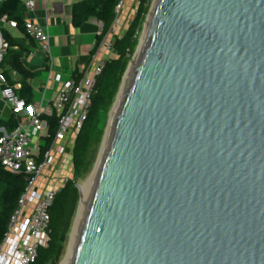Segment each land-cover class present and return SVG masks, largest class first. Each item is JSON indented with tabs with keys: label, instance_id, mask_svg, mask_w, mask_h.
Listing matches in <instances>:
<instances>
[{
	"label": "water",
	"instance_id": "obj_1",
	"mask_svg": "<svg viewBox=\"0 0 264 264\" xmlns=\"http://www.w3.org/2000/svg\"><path fill=\"white\" fill-rule=\"evenodd\" d=\"M146 20L70 264H264V0Z\"/></svg>",
	"mask_w": 264,
	"mask_h": 264
},
{
	"label": "built area",
	"instance_id": "obj_2",
	"mask_svg": "<svg viewBox=\"0 0 264 264\" xmlns=\"http://www.w3.org/2000/svg\"><path fill=\"white\" fill-rule=\"evenodd\" d=\"M126 1H119L115 19L107 30L100 21L101 39L90 62L81 65V77L62 83L49 106L29 104L0 71L1 98L16 122L11 129L0 127V163L8 171L24 174L27 178L26 189L0 244V264H32L39 249L49 243L51 204L68 180L64 178L65 172L73 164V151L69 149H74L77 134L88 118L98 79L115 52V40L128 28L125 16L133 7L136 14L140 3V0ZM19 2L27 13L36 9L37 0ZM1 18L11 27L19 26L16 19L7 15ZM22 19L25 34L37 43L40 51L52 57L45 24L31 16ZM43 116L58 118L57 130L49 146L50 125Z\"/></svg>",
	"mask_w": 264,
	"mask_h": 264
},
{
	"label": "trees",
	"instance_id": "obj_3",
	"mask_svg": "<svg viewBox=\"0 0 264 264\" xmlns=\"http://www.w3.org/2000/svg\"><path fill=\"white\" fill-rule=\"evenodd\" d=\"M120 0H81L73 4L72 17L73 24L79 25L91 17L102 20L107 30L116 16L117 5ZM151 0H140L135 17L129 24L124 34L117 37L114 43L115 57L107 60L104 70L98 79L97 92L93 96L92 106L88 118L83 123L80 132L77 134L73 149V165L76 177L81 175L88 165V158L93 144L101 137L100 124L115 97L122 81V77L128 67L131 56L137 46V33L149 12ZM7 14L10 19H16L23 26V19L19 13V0H4L0 6V16ZM8 43L6 61L11 65L10 69L3 72L11 85L20 83L18 90L20 96L26 99L29 104L34 102V91L28 79L32 73L26 68L24 63V49L14 51L11 46L15 44L9 33L3 31ZM5 62V60H4ZM5 64V63H4ZM11 69H15L19 79H13ZM49 123V144L53 140L58 118L56 116H43ZM14 116L7 122L9 128L15 126ZM27 186V178L24 174H16L5 169L0 163V244L2 243L9 220L17 208L20 196ZM76 180L68 179L59 193L53 199L50 208V239L45 247L38 251L37 258L32 264H56L63 252L64 241L69 229L66 221L69 208L78 196Z\"/></svg>",
	"mask_w": 264,
	"mask_h": 264
},
{
	"label": "crops",
	"instance_id": "obj_4",
	"mask_svg": "<svg viewBox=\"0 0 264 264\" xmlns=\"http://www.w3.org/2000/svg\"><path fill=\"white\" fill-rule=\"evenodd\" d=\"M3 1L0 0V6ZM75 2V0H37L35 11L30 13H27L19 2V13L22 18L31 16L45 24L50 35L52 57L40 51L37 43L25 34L21 24L16 28L11 27L1 18L7 14L0 16V71L11 68L10 63L5 59L8 48L3 35L5 31L15 39V44L11 46L12 50H25L24 63L32 73L28 81L34 91L35 105L49 106L57 97L62 83L71 78L81 77V65L90 62L101 39L99 23L102 20L91 17L79 25L73 24L72 10ZM115 55L114 52L111 58ZM11 74L13 79L20 78L15 69H11ZM14 86L18 91L21 84L16 83ZM11 117L12 113L1 98L0 85V127L9 128L7 122ZM69 151H73L71 147Z\"/></svg>",
	"mask_w": 264,
	"mask_h": 264
},
{
	"label": "rangeland",
	"instance_id": "obj_5",
	"mask_svg": "<svg viewBox=\"0 0 264 264\" xmlns=\"http://www.w3.org/2000/svg\"><path fill=\"white\" fill-rule=\"evenodd\" d=\"M126 3H129V0L126 1ZM153 0H151L150 4H149V10L152 6ZM135 10L136 8L133 7L132 10H130L128 12V15L125 16L126 17V21L128 22L127 24H130L131 21L133 20V18L135 17ZM149 13V12H148ZM148 14L145 17V20L143 21L140 31L137 33V46L135 48V51L133 53V55L131 56L130 61L132 60L138 46L141 40V37L143 35V31L145 29L146 26V18H147ZM125 19H123L122 21H124ZM129 26V25H128ZM127 28V27H126ZM129 61V63H130ZM129 65V64H128ZM127 70V69H126ZM126 72V71H125ZM123 80V77H122ZM122 84V81L120 83V86ZM119 86V88H120ZM119 91V89H118ZM117 97V96H116ZM116 97L113 100V102L111 103L108 112L105 115V118L102 120L101 124H100V128H101V137L98 141H96L90 151L89 154V158H88V165H87V169L78 177H76L75 172H74V165L70 164L68 167V170H66L65 172V179H75L76 183L78 184V186H80L84 181H86L87 179H89V177H91L93 175V173L96 171L98 164L100 162V157L102 155L103 149H104V144H105V136L110 128V125L112 123V111L114 109V105L116 103ZM78 196L77 198L73 201V203L71 204L68 214H67V218L66 221L69 225V229L68 232L66 234V239L63 243L64 248H63V252L62 255L59 259V261L56 264H61L62 261L64 260V258L66 257L68 250L70 248V244H71V238L73 237V230H74V226L76 224V220L78 217V212H79V207H80V201H81V197H82V193H81V187H78ZM48 264H52V263H48Z\"/></svg>",
	"mask_w": 264,
	"mask_h": 264
},
{
	"label": "bare ground",
	"instance_id": "obj_6",
	"mask_svg": "<svg viewBox=\"0 0 264 264\" xmlns=\"http://www.w3.org/2000/svg\"><path fill=\"white\" fill-rule=\"evenodd\" d=\"M129 72L130 71H128L126 73V75L124 77V82L128 80ZM122 84H124V83H122ZM123 86L124 85L121 86V92L117 94L116 103H115L114 109L112 111V115L113 116L115 115V112H116V110L118 108L119 100H120V98L122 96V93H123ZM113 116H112V118H113ZM105 144H104V149H105ZM104 149H103L102 155L100 157V162H101V158H102L103 153H104ZM98 166H99V164H98ZM95 172L93 173V175L91 177H89V179H87L86 181H84L79 186V187H81L82 197H81V201H80V207H79L78 217H77V220H76V224L74 226V230H73V234H72L73 237L71 238L72 240H71L70 248L68 250V253H67L66 257L64 258V260L62 261L61 264H70L71 261H72V256H73L74 248H75V245H76V238L78 236V232H79L80 226H81L82 221H83V217H84V213H85V204H86L88 195L90 193V187L92 185V182H93V179H94V176H95Z\"/></svg>",
	"mask_w": 264,
	"mask_h": 264
}]
</instances>
